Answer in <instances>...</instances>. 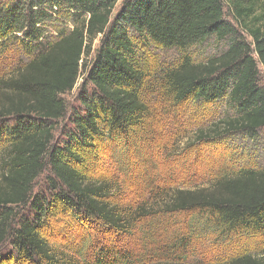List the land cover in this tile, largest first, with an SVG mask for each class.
<instances>
[{"label": "trees", "instance_id": "trees-1", "mask_svg": "<svg viewBox=\"0 0 264 264\" xmlns=\"http://www.w3.org/2000/svg\"><path fill=\"white\" fill-rule=\"evenodd\" d=\"M136 41L177 52L154 79L165 98L226 105L199 140L260 138L264 0H0V56L28 58L0 75V264H184L211 237L206 264H264V163L204 187L142 168L135 204L96 174L100 153L153 124ZM208 41L218 53L195 61Z\"/></svg>", "mask_w": 264, "mask_h": 264}, {"label": "rangeland", "instance_id": "rangeland-1", "mask_svg": "<svg viewBox=\"0 0 264 264\" xmlns=\"http://www.w3.org/2000/svg\"><path fill=\"white\" fill-rule=\"evenodd\" d=\"M122 1L117 0V8ZM136 42L138 45L136 61L144 65L143 71L147 73V85H149L143 98L154 111L153 124L147 127L146 138H140L133 143L125 141L120 150L115 145L114 150L109 154L100 153L101 163L96 171L99 177L113 178L116 182L123 183L125 195H122V201L125 204L138 202L140 179L137 177L140 176L142 168H145L149 175L154 176L159 185L175 186L180 183L186 187H204L213 183L219 171L224 170L231 173L243 165H263L264 130L258 141H247L241 138L199 140L202 130H207L213 123L228 114L226 105L220 102L202 107L194 101H189L177 106L172 99L165 98L161 88L155 86L154 79L158 77L159 67L176 61L177 52L162 51L151 44L145 46L139 41ZM217 49L216 44L208 41L196 51L197 54L193 55V58L195 61L204 62L218 53ZM25 59H28L27 56L19 48H13L0 56V75L21 65ZM81 83L80 79L75 89L66 95L65 99L68 102L74 101ZM106 145L110 146L112 143L107 141ZM135 160L137 165L133 168L130 167L129 170L124 171L120 168V161L126 165ZM143 163L154 165L146 168ZM141 189L142 187H140V192H143ZM145 192L147 194V191ZM138 234L140 235V232ZM212 240V237L204 239V242L197 246L196 251L184 264H206L207 259L219 257V248L212 243ZM256 241H262L260 249H264V237ZM132 243L138 244V242ZM145 248L144 246L135 250L144 253Z\"/></svg>", "mask_w": 264, "mask_h": 264}]
</instances>
